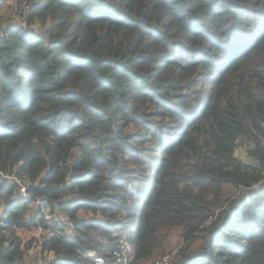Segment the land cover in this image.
Here are the masks:
<instances>
[{"label": "trees", "instance_id": "obj_1", "mask_svg": "<svg viewBox=\"0 0 264 264\" xmlns=\"http://www.w3.org/2000/svg\"><path fill=\"white\" fill-rule=\"evenodd\" d=\"M7 1L0 264H264V0Z\"/></svg>", "mask_w": 264, "mask_h": 264}, {"label": "rangeland", "instance_id": "obj_2", "mask_svg": "<svg viewBox=\"0 0 264 264\" xmlns=\"http://www.w3.org/2000/svg\"><path fill=\"white\" fill-rule=\"evenodd\" d=\"M27 5L25 0H8L4 7L5 17L13 23H21L24 25L25 18L27 16ZM8 21V20H7ZM248 146H238L237 155L243 159H246L244 153L247 150ZM38 209L37 202H32L30 205V210L27 212L29 216H31ZM2 209H0L1 211ZM15 234L19 237L23 244L31 241L30 244L27 245V255L26 261L29 264H45L52 258L51 254L43 252L41 249V241L44 233L41 230H32L27 231L25 229H18L15 231ZM180 246V237L178 231H172L169 235V239L166 241V248L164 253L170 254L171 258L176 255ZM122 251V250H121ZM162 253V255L164 254ZM160 255V256H162ZM159 256V257H160Z\"/></svg>", "mask_w": 264, "mask_h": 264}, {"label": "built area", "instance_id": "obj_3", "mask_svg": "<svg viewBox=\"0 0 264 264\" xmlns=\"http://www.w3.org/2000/svg\"><path fill=\"white\" fill-rule=\"evenodd\" d=\"M19 185V196L20 197H26V185L23 183L18 182ZM0 209H1V205H0ZM41 213L44 217V219L46 220H52L53 216H56L55 214L53 215L50 211V209L48 207H43L41 209ZM40 230V229H38ZM122 250V251H121ZM130 251V247L127 243H124L123 246L120 247V250H117L113 253V256H117V260L115 261L114 264H118L120 262V264H128V256H129V252ZM123 256V257H121ZM121 257V258H120ZM170 260V254H166L164 255L161 259L156 260V262L154 263H149V264H168ZM96 262L98 264H106L103 260L101 259H96Z\"/></svg>", "mask_w": 264, "mask_h": 264}]
</instances>
